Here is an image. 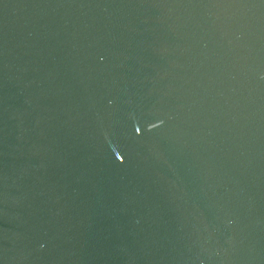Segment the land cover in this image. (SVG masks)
I'll use <instances>...</instances> for the list:
<instances>
[{
  "label": "water",
  "instance_id": "obj_1",
  "mask_svg": "<svg viewBox=\"0 0 264 264\" xmlns=\"http://www.w3.org/2000/svg\"><path fill=\"white\" fill-rule=\"evenodd\" d=\"M0 264H264V0H0Z\"/></svg>",
  "mask_w": 264,
  "mask_h": 264
}]
</instances>
